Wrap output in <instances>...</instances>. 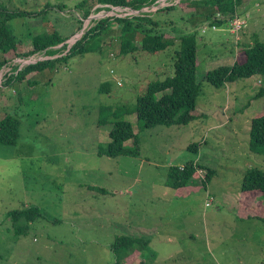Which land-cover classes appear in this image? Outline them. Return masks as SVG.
Listing matches in <instances>:
<instances>
[{"label":"rangeland","instance_id":"rangeland-1","mask_svg":"<svg viewBox=\"0 0 264 264\" xmlns=\"http://www.w3.org/2000/svg\"><path fill=\"white\" fill-rule=\"evenodd\" d=\"M82 1L0 0V5L28 12L43 10L46 3L62 5V11L48 9L45 20H16L14 30L25 40L51 24L49 31L70 40L68 47L81 37L85 21L78 23L82 13L74 7ZM88 1L93 10L96 4ZM244 7L238 15L247 25L244 41L256 34L264 43V0H247ZM115 9L93 14L126 18L123 8ZM182 9L150 16L168 34H196L199 76L232 64L228 61L235 60L241 32L231 34L224 23L202 33L207 21L203 8L196 7L194 16ZM103 39L101 54L77 56L30 74L26 79L36 81L30 87L2 83L12 67L31 64L26 63L30 59L14 58L2 69L0 119L16 115L21 127L16 146L0 147V264H114L108 244L131 232L151 242L144 264H264V223L235 217L245 171L255 167L264 172V156L248 150L250 121L264 109V98L253 97L264 81L239 80L220 90L204 84L197 105L208 117L187 126L140 130L134 116H125L121 120L130 122L138 136L139 155L99 157L111 129L109 124L97 127L99 106L134 104L148 83L171 71L178 50L175 45L156 55L134 51L121 56L116 24ZM46 59L35 56L32 63ZM105 82L109 96L97 92ZM194 145L196 152L189 149ZM125 147L133 149V142ZM188 161L211 169L214 176L207 190L193 180V192L176 198L166 186L168 168ZM24 204L38 206L46 220L17 236L6 215Z\"/></svg>","mask_w":264,"mask_h":264},{"label":"trees","instance_id":"trees-1","mask_svg":"<svg viewBox=\"0 0 264 264\" xmlns=\"http://www.w3.org/2000/svg\"><path fill=\"white\" fill-rule=\"evenodd\" d=\"M93 5H106L109 7L130 8L140 10L154 3L155 0H92ZM247 0H182L178 5L164 7L159 12L167 13L175 8L196 14L195 8H203L201 14L207 20L206 30L220 26L227 20L238 16ZM88 0L75 5V9L82 13L78 23L83 25L93 12ZM57 8L62 11V5L51 6L46 3L43 10L23 11L7 9L0 5V74L2 69L11 64L14 58L28 59L40 56L48 57L35 63L12 67V72L3 76L6 86L25 82L28 87L36 83L26 77L30 74H41L58 64H66L68 60L85 54H101L104 45V35L116 24L119 29V54L127 55L140 51L152 55L162 53L168 48L178 46L172 57L171 71L163 72L161 79L146 85L143 94L136 98L134 104H121L117 106L100 105L98 108L97 127L111 125L108 133V142L105 147L98 149L99 157L117 158L120 156L135 157L139 155V139L133 132V125L121 120L125 116H134L136 125L140 130L155 126H187L196 121H204L208 115L197 105V99L202 93L204 84L215 90H220L239 80L247 81L257 78L258 84L264 81V43L253 34L248 42L239 44L236 57L229 66H220L207 70L201 76L197 74L198 58L196 34L176 33L173 35L159 29V24L153 21L150 14L133 16L131 18L105 17L84 30L81 37L67 48V38L53 29L31 36L25 40L19 39L14 30V22L27 18L40 17L45 20L48 9ZM94 8V7H93ZM108 10V8H103ZM102 9H99L100 11ZM158 12V11H157ZM220 15V18L217 17ZM201 26V29L204 28ZM247 26V25H246ZM245 28V27H244ZM83 30V26L82 29ZM64 53V54H63ZM63 54V55H59ZM58 55L59 57L52 58ZM8 56V57H7ZM2 78V77H1ZM262 79V80H261ZM119 83V82H118ZM257 84V85H258ZM1 89V87H0ZM98 94L110 95V85L105 82L99 85ZM20 99V95L17 97ZM264 98V88L254 95L253 100ZM21 121L16 115L6 114L0 119V147H14L20 138ZM132 141L134 148L125 147L127 141ZM194 150L196 146H189ZM191 150V149H190ZM248 150L255 155L264 156V109L253 117L249 126ZM196 152V150H194ZM214 172L194 161L182 165L170 166L167 174V188L173 191L176 198L189 196L193 190L190 183L200 180V185L207 190ZM103 191V190H102ZM259 202V205L258 203ZM206 204V203H205ZM264 172L255 167H249L242 178L240 196L237 200V220H255L264 223ZM206 206V205H205ZM208 206V205H207ZM260 212V213H259ZM6 218L11 223V229L17 236L26 235L30 226L38 220H46V215L38 206L24 204L21 210L7 213ZM53 223H57L53 221ZM108 247L114 256V264H144V254L149 253V241L145 238L131 235L115 237Z\"/></svg>","mask_w":264,"mask_h":264},{"label":"built area","instance_id":"built-area-1","mask_svg":"<svg viewBox=\"0 0 264 264\" xmlns=\"http://www.w3.org/2000/svg\"><path fill=\"white\" fill-rule=\"evenodd\" d=\"M180 1H182V0H155L153 4L148 5V6L142 8L140 10H132L130 8L120 9L118 7H109L106 5H96L94 7V11H97V13H106L105 11H110L111 9H112V11H115L116 10L115 8H117V9H120L122 12H124L123 17L131 18L133 16H139V15L142 16V15H146V14H150V13H155L164 7L178 5L180 3ZM103 8H108V10H105ZM99 9H102V10L98 11ZM92 14L87 18V20H85L84 25H83V31L87 28L88 23L91 22L92 20L97 21V20L101 19V16L105 17L104 15H94V14L92 15ZM217 17L220 18V15H217ZM94 21H92L91 25L94 24ZM245 26L246 25L243 24L239 20L238 16H235L233 18H229L227 20V27H228L231 34H234V35L239 34ZM212 28L214 29L215 26ZM206 29H207L206 26H204V28H202V32H204ZM75 40H76V38L72 39V41H75ZM69 41H67V43ZM69 47H70V45H68L67 48H69ZM33 58H35V57L28 58L30 60H26V63H32V61H34ZM45 58L48 59V57H45ZM22 61H25V60H18L17 62H22ZM19 67L21 68L22 66H19ZM205 205L207 206L208 203H206Z\"/></svg>","mask_w":264,"mask_h":264},{"label":"crops","instance_id":"crops-1","mask_svg":"<svg viewBox=\"0 0 264 264\" xmlns=\"http://www.w3.org/2000/svg\"><path fill=\"white\" fill-rule=\"evenodd\" d=\"M243 9V11H244V13H245V11H246V8L245 7H243L242 8ZM239 13H243L242 11H239ZM244 32H245V30H243V31H241V33H240V35L242 36V39H243V35H244ZM240 40V39H239ZM238 42L239 41H237L236 43H235V46L238 48L239 47V44H242L243 42H245L244 41V39H243V41H240L239 42V44H238ZM236 51H237V49H236ZM230 61V62H229ZM228 61V63H233V61H234V58L232 59V60H229ZM229 65H231V64H229ZM206 72V71H205ZM248 81V80H247ZM247 81H245V82H247ZM258 83H257V81H256V85H257ZM258 85H260V84H258ZM223 109H225V107H224V105L221 107V110H223ZM225 116V115H224ZM223 116V118H221V120L220 121H223L226 117H224ZM166 187V186H165ZM239 196H240V194H239ZM258 203V205H259V202H257ZM261 208H262V210H264V205H262L261 204ZM260 213V212H259ZM141 220V219H140ZM129 235H131V236H133L132 235V232H131V234H129ZM168 237V236H167ZM149 241V240H148ZM149 244L151 245V242L149 241Z\"/></svg>","mask_w":264,"mask_h":264},{"label":"water","instance_id":"water-1","mask_svg":"<svg viewBox=\"0 0 264 264\" xmlns=\"http://www.w3.org/2000/svg\"><path fill=\"white\" fill-rule=\"evenodd\" d=\"M84 32H83V30H81V33H80V35H82ZM76 41V40H75Z\"/></svg>","mask_w":264,"mask_h":264}]
</instances>
